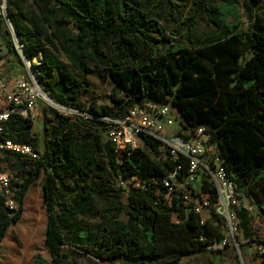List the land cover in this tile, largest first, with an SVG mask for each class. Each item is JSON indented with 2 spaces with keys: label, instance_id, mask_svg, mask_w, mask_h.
I'll use <instances>...</instances> for the list:
<instances>
[{
  "label": "trees",
  "instance_id": "1",
  "mask_svg": "<svg viewBox=\"0 0 264 264\" xmlns=\"http://www.w3.org/2000/svg\"><path fill=\"white\" fill-rule=\"evenodd\" d=\"M212 1L5 0L11 29L0 13V40L9 51L17 40L31 60L41 54L31 67L58 108L42 107L39 135L17 113L4 125L2 138L30 147L34 156L0 151L1 163L13 174L8 198L15 205L9 208L0 194V244L21 216L30 185L44 174L50 264H63L68 252L117 264H181L191 254L218 253L224 236L220 216L211 212L201 225L177 198L168 207L163 189L117 185L119 177H157L173 169L169 160L152 159L159 145L149 136H143L147 149L120 154L105 136L106 122L99 117L119 119L145 102L168 103L187 131L208 130L235 186L238 244L253 241L251 210L240 201L256 205L264 216V0L243 1L246 29L235 0L218 7ZM203 18L210 32L201 39L196 26ZM87 65L106 70L113 94L121 97H112V106L96 109L92 117L60 113L59 108L82 112ZM202 188L215 198L211 185ZM94 208L100 221L92 230L78 217ZM63 227L71 229L69 238ZM34 259L48 264L38 255Z\"/></svg>",
  "mask_w": 264,
  "mask_h": 264
},
{
  "label": "built area",
  "instance_id": "2",
  "mask_svg": "<svg viewBox=\"0 0 264 264\" xmlns=\"http://www.w3.org/2000/svg\"><path fill=\"white\" fill-rule=\"evenodd\" d=\"M16 51L24 57V48L14 41ZM27 79L19 78L13 89L4 92L0 77V151H11L34 156L30 147L15 144L2 138L4 125L14 111L20 116L32 119L33 111L37 116V100H44L37 78L39 71L32 68L28 59L23 58ZM14 106L11 109V106ZM168 103L145 102L142 105H133L129 111L119 119L99 117L106 122V138L113 144L115 152L136 148H145L143 136H149L158 143L157 160H169L173 169L157 177L141 178L135 175L119 177L117 185L123 189L144 188L148 183L160 193L163 202L171 207L173 199L177 198L182 205L188 207L195 215L199 216L203 225L214 212L223 219L224 236L220 243L225 245L228 241H236L238 234V219L233 212V206L238 200L235 197V186L226 174L221 158L216 153V145L212 142L208 130L204 126L193 131H187L180 126L169 132L174 117ZM24 112L26 114H24ZM81 115V114H80ZM92 117V115H87ZM119 162H121L119 160ZM211 185L215 191V198L204 190L203 182ZM10 179L5 174H0V194L7 197L6 204L12 208L9 200ZM172 220L176 222L175 217ZM259 250L264 253V244L259 245Z\"/></svg>",
  "mask_w": 264,
  "mask_h": 264
},
{
  "label": "rangeland",
  "instance_id": "3",
  "mask_svg": "<svg viewBox=\"0 0 264 264\" xmlns=\"http://www.w3.org/2000/svg\"><path fill=\"white\" fill-rule=\"evenodd\" d=\"M188 4L191 0H185ZM239 4V12L241 15V28L246 29L248 27V21L243 11V1L235 0ZM224 0H213L212 5L218 7ZM0 13L4 16L2 8V0H0ZM209 26L205 18L201 19L196 26V35L201 39L209 35ZM0 57L5 58L2 64L4 70L10 73L13 77L18 74H24V62L23 58L28 59L30 64H34V61L29 59L24 54V57L19 54L14 44L12 43V49L9 51L4 43L0 40ZM60 60L67 63L63 54H59ZM87 77H86V90L82 92L79 98V105L82 112L68 111L58 109L60 113L65 115L81 114L91 115L96 109L102 107L112 106V97L119 98L120 95H114L112 92V82L108 76L106 70L95 67L93 65H87ZM3 81L4 88L7 84L5 76L0 73ZM9 91H15L13 88ZM54 107L45 100H37V109L39 116L35 115L33 111V128L35 133L40 134L39 130L41 123V109L42 107ZM13 113H17L14 111ZM174 122L169 132L176 130L180 126L181 118L178 113L171 109ZM24 114H26L24 112ZM34 130V129H33ZM153 160H157L156 157L150 154ZM0 174H5L9 179L13 177L12 172L8 169L5 163H1L0 160ZM44 174L35 180L29 187L28 192L23 198L22 213L16 223L11 224L6 233V237L0 244V264H37L34 257L38 255L41 259L47 261L50 264V256L45 246V233H46V221L47 214L43 201L42 183L44 180ZM244 205L249 206L251 210L252 220L250 222L252 239L251 242H241L242 234L239 232L236 237L235 243L228 241L225 245L219 247L218 253H195L185 256L181 260V264H264V253L261 254L259 245L264 244V216L258 211L256 205H250L246 200L240 201ZM12 207H15L13 204ZM121 219H124L121 216ZM78 220L85 223L92 230L99 223L100 217L97 208H94L93 212L82 218L78 217ZM63 233L69 238L71 235V229L63 227ZM63 264H117L116 262H95L93 260L81 257L75 253L68 252V257L63 261Z\"/></svg>",
  "mask_w": 264,
  "mask_h": 264
},
{
  "label": "crops",
  "instance_id": "4",
  "mask_svg": "<svg viewBox=\"0 0 264 264\" xmlns=\"http://www.w3.org/2000/svg\"><path fill=\"white\" fill-rule=\"evenodd\" d=\"M41 56V54H40ZM4 59L3 57H0V73L3 74L5 76V80L7 81V84L5 85L6 88H4V92H7L9 90H11L15 84H16V81L19 79V78H23V79H27L28 81L30 80L29 77L27 76L26 74V71L24 74H18L17 76L13 77L10 73L6 72L2 66L3 62H4ZM41 60V57L37 58V59H33L34 63H37V61H40ZM1 77V76H0ZM2 80V78H1ZM3 83V81H2ZM4 86V85H3ZM37 113H38V110H37ZM37 117H38V114H37ZM32 121V120H31ZM33 123H32V126H31V130L32 132L35 133V128H33ZM34 129V130H33ZM36 130H39V132L41 131V123H40V127H38Z\"/></svg>",
  "mask_w": 264,
  "mask_h": 264
},
{
  "label": "water",
  "instance_id": "5",
  "mask_svg": "<svg viewBox=\"0 0 264 264\" xmlns=\"http://www.w3.org/2000/svg\"><path fill=\"white\" fill-rule=\"evenodd\" d=\"M2 8H3V14H4V17H5V19H6V22H7V24H8V26H9V28L11 29V26H10V24H9V21H8V18H7V16H6V5H5V0H2ZM41 94L43 95V98H44V100L45 101H47V102H49L51 105H53V106H56L42 91H41Z\"/></svg>",
  "mask_w": 264,
  "mask_h": 264
},
{
  "label": "bare ground",
  "instance_id": "6",
  "mask_svg": "<svg viewBox=\"0 0 264 264\" xmlns=\"http://www.w3.org/2000/svg\"><path fill=\"white\" fill-rule=\"evenodd\" d=\"M39 57H41L39 53H36V54L33 55V59L34 60L37 59V58H39Z\"/></svg>",
  "mask_w": 264,
  "mask_h": 264
}]
</instances>
